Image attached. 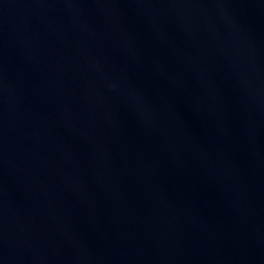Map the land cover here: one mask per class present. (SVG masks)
Segmentation results:
<instances>
[{
	"label": "water",
	"instance_id": "1",
	"mask_svg": "<svg viewBox=\"0 0 264 264\" xmlns=\"http://www.w3.org/2000/svg\"><path fill=\"white\" fill-rule=\"evenodd\" d=\"M0 264H264V0H0Z\"/></svg>",
	"mask_w": 264,
	"mask_h": 264
}]
</instances>
